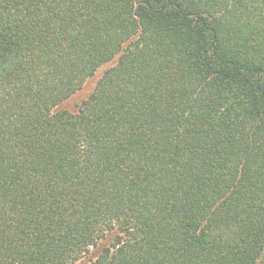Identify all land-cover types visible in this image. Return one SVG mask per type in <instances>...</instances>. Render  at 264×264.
<instances>
[{"label": "trees", "instance_id": "obj_1", "mask_svg": "<svg viewBox=\"0 0 264 264\" xmlns=\"http://www.w3.org/2000/svg\"><path fill=\"white\" fill-rule=\"evenodd\" d=\"M0 264H264V0H0Z\"/></svg>", "mask_w": 264, "mask_h": 264}, {"label": "rangeland", "instance_id": "obj_2", "mask_svg": "<svg viewBox=\"0 0 264 264\" xmlns=\"http://www.w3.org/2000/svg\"><path fill=\"white\" fill-rule=\"evenodd\" d=\"M94 82H95V79H91L87 84H86V87H85V90L79 95L77 96L76 98L74 97L70 102L67 103V106L71 109H74L75 108V102L76 101H80L89 91L90 89L93 87L94 85Z\"/></svg>", "mask_w": 264, "mask_h": 264}]
</instances>
